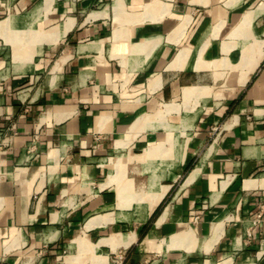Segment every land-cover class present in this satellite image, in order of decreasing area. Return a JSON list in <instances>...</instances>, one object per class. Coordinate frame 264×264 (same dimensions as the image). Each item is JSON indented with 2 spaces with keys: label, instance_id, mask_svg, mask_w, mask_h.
Returning <instances> with one entry per match:
<instances>
[{
  "label": "crops",
  "instance_id": "crops-1",
  "mask_svg": "<svg viewBox=\"0 0 264 264\" xmlns=\"http://www.w3.org/2000/svg\"><path fill=\"white\" fill-rule=\"evenodd\" d=\"M113 254L264 264V0H0V264Z\"/></svg>",
  "mask_w": 264,
  "mask_h": 264
},
{
  "label": "rangeland",
  "instance_id": "rangeland-1",
  "mask_svg": "<svg viewBox=\"0 0 264 264\" xmlns=\"http://www.w3.org/2000/svg\"><path fill=\"white\" fill-rule=\"evenodd\" d=\"M118 256H119V254L117 256H116V254L112 255V260L111 261H112L113 264H120L121 259ZM113 260H116V262H114ZM107 261L109 262L108 258H107ZM112 263H110V264H112Z\"/></svg>",
  "mask_w": 264,
  "mask_h": 264
},
{
  "label": "trees",
  "instance_id": "trees-1",
  "mask_svg": "<svg viewBox=\"0 0 264 264\" xmlns=\"http://www.w3.org/2000/svg\"><path fill=\"white\" fill-rule=\"evenodd\" d=\"M191 166H192V162L188 164L187 169H189ZM162 205H163V203H161V204L159 205V207H158V208L156 209V211L154 212L153 217H154V216L156 215V213L160 210V208L162 207ZM153 217H152V218H153ZM151 220H152V219H151Z\"/></svg>",
  "mask_w": 264,
  "mask_h": 264
}]
</instances>
